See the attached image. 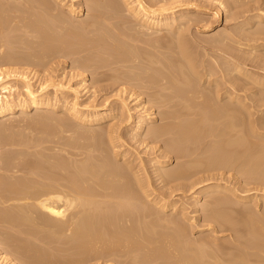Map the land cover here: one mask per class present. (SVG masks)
Masks as SVG:
<instances>
[{
    "label": "bare ground",
    "instance_id": "1",
    "mask_svg": "<svg viewBox=\"0 0 264 264\" xmlns=\"http://www.w3.org/2000/svg\"><path fill=\"white\" fill-rule=\"evenodd\" d=\"M2 1H4L3 3L6 2L5 4L0 2V52L2 51L3 53L4 50L8 49H3L6 48L5 41L7 40H4V38L6 39L5 35H8L7 33L10 32V29L8 30L9 26L8 28L4 26L6 22L2 19V16L6 19L4 15L6 11L3 10L6 8H4V6H7L6 10L9 15L15 12V9L17 12H21L22 6H20V4L16 5L17 3L14 4V0ZM49 1L40 0L36 2L35 5L37 6H34L36 8L35 10L41 11L40 13L36 12L40 15L42 21L38 20L39 17L36 21L38 20L42 22V24L45 22L48 24L52 23L49 25L47 24L50 30L45 25L43 26V31L46 30L45 28L48 30L46 33L43 32V34H46L47 37L50 34L48 39L53 38L52 40L55 42L54 46H52V48H48L50 46L46 47L45 45L48 43L45 40L44 42L46 44L43 45L41 43L42 46L51 49V51L53 50L59 57L63 56L64 59L65 57L71 58V62L75 65V68L73 67V73H75L74 70L77 69V71L81 70V73L91 72L100 75V73L102 74L110 70L111 72L113 71V73H117L114 77L117 82L111 79L113 83L115 82V86L117 83L118 85L120 83L121 85H128L129 87H138L142 85L141 83H145L144 86L147 88L143 85L142 88L144 90L146 89V91L150 88L152 93L154 92L153 89H156L157 93L156 91L154 93H156L157 96L154 97L156 99H153L154 95L148 91L146 92V97L150 93V96H148L152 98H148V101H142V94L144 95L145 92L143 89V93L141 91L137 92L138 89L140 90L141 88H136V96L135 94L131 95V91H127L130 93L125 97V87L128 86L123 88L119 85L120 89L122 88V92L118 91L120 94L122 93L121 95L119 94L123 103L122 107L118 108L117 112H108L110 104L106 101L102 107L90 105V102H88L89 100L87 101L86 99V101L82 100V102H80L83 92H85L84 95L87 92L90 93L89 90H91V86L89 85L93 86L92 79V83L88 82L91 83L88 85L90 89L83 88L81 91L78 87L83 82L81 84L77 83L79 86H77V84H75L76 86H68V80L66 82L61 79L58 80L59 78L54 80L51 76L46 77V74L39 80L40 84H36L38 88H35L33 77H30V74L28 75L30 72L12 71L9 68L7 70L0 69V119L8 118L12 114L18 112L25 114L28 110H39L41 108H45L46 111L49 112L51 110H63L68 116V118H64L65 115L63 114L62 116L64 117L62 118V111L59 116L61 118L57 119L56 117L55 119V121L58 120L57 122L53 120L55 117L51 119L53 116L51 114L50 117L46 118L48 121L51 119L55 122L54 125L53 122L51 123L49 121L51 124H48V126H51L49 127L51 128L50 131L55 128L57 130L58 127L61 136L58 135L60 132L56 130H53L51 134L59 132L58 134L55 133L57 135L53 136L48 134L47 136V133H50L49 128L46 126L48 128L46 129L48 132H46L45 127L42 126V129L44 128L43 131L45 130L44 132H46V136L49 137L50 135L52 138L49 137L51 140L46 141L48 142L47 145L50 143L54 144L53 147L45 145V149L53 154L50 153L45 155L43 152L46 150L42 148L41 149L44 150L42 151L43 154L40 153L41 150L38 151L39 154H42V156L44 155L42 160H38L35 157L36 155L34 156V154H32V152L35 153L34 151L30 152L33 147L29 142H26L27 140L34 141L31 140L28 135L26 136L30 139L25 141L22 140L24 143H22L21 138L20 140L17 139L19 142L12 141L13 137L11 141L7 139V141H9L8 147L23 146L27 149L14 150L8 148L11 149L8 150L10 152L8 153V157L10 158L7 157L5 162H2L3 160L1 161L3 166L0 163V173L3 171V174L0 175V222H5L6 225H9L5 226L9 231L0 229V235H7L13 238L11 241H5L4 243L2 239L0 240V244L5 246L0 247V264H92L96 259L97 261L101 259L104 260V262H106L105 264H264V213L260 214L259 212H254L253 208L250 209L247 207L246 209H238L236 207L239 203L237 200L238 198L241 201H245L250 197L236 195V192L233 191L232 188L229 189V187L222 184H209L205 187L203 186L199 188L200 190H195V197L193 196L194 214L199 213L198 211H201V208L204 209L205 212H203L205 214L203 218L208 221V224L212 222L211 224H214L213 226L216 225L211 230L213 234L223 230H229L235 234L232 237L237 238L235 240L237 244L230 240V242L222 240V242L224 241L222 247L227 246V242V244H229L228 248H232L234 244V248L236 249L230 248V250L233 252L235 250V254L230 250L232 255L230 252H226L228 248H221L219 244L220 241L218 243L219 239L212 233V235L209 234L210 236L208 235L209 237L205 239L197 241L198 238L195 237L196 241L192 240V237L188 235L191 229L188 231L187 228L189 227H187V224L185 225L187 220L183 222V220H185L186 213H184V211L186 207L182 208V214H180L181 216L179 218L177 217L179 215L175 218L172 216L170 220L173 225L169 223L170 220H166L170 227L171 225L173 226V229L169 230V226L160 221V218L157 217L159 213L157 214L155 212L157 215L153 214L154 212H152V209L158 205L161 211H165L166 208L172 206V210L176 212L178 203L174 202L170 205L167 203L165 195L163 198L159 199L153 197L152 193H149L150 189L148 188L150 186L147 184L149 186L147 187L142 177H140V172L137 169L138 166L136 167L134 165L135 163L131 162L132 159L130 161L128 160L130 155L128 156L126 151L120 153L115 150L118 149L117 147L119 146L116 145V138H114L116 136L115 128L117 127V121H115L116 123L113 121V123H111L113 114L115 115L117 113L121 117L123 113H126L129 115L132 124H130V131H134V133L132 132V139L138 138L136 142L140 144H145L147 143L146 141L149 140L150 143L148 142L146 147L151 143L161 144L159 148H157L158 150H164L161 154L162 158L158 157L159 159L157 160L152 159L155 160V168L157 169L158 167L156 172L161 174L159 178L162 176L161 179L165 178L166 180L163 179L165 181L175 182V180L181 181L183 178H185V180L187 178L192 179L196 174L199 176L200 173L204 174L207 172V175H202L198 179L196 178L197 180L193 178L195 182H193L192 185L189 184V188H194L195 186L198 187L201 183L205 184V182H209L208 180H213L214 172L211 174V171H226L229 168L234 169V167L240 164L241 167L239 166V170L245 173L243 168L249 164L250 171L254 172H252L253 177L255 176L254 181L258 179V183H264V111L261 112V116L259 115L260 119H256L255 117L252 119V111L249 110L250 104L248 105L245 102L246 97L240 94L246 87L242 88L241 83L240 88H238V85L236 86L238 89L234 87L236 85L235 82L238 80L241 82V80H243L242 77L251 78L253 76V74L249 73V70L245 68L247 63L250 62L253 66L261 68L262 66L260 67L259 65L263 63L262 58L250 59V57L247 56L249 59H246L245 57H241L244 56L246 52L244 55L235 56L237 55L236 53L235 55H231L229 52L234 51H232V49L230 50V48H232L231 45H234L231 43V45H229L230 51H228V54L231 55H229V58L232 62L231 60L227 62L228 65L226 64L227 67L225 68H227V72L229 71L228 75L230 74L232 76L231 82L235 84H231L234 89H231L232 87L228 88L227 85L224 87V84V89L222 90L220 88L222 84L219 85V81L221 80H218L216 77V79L212 78L215 75L218 76V74H215L216 72L212 73L213 70L211 71L209 69L199 70L200 67L204 65L202 62L197 61L196 57L199 56L197 53H195V55L193 52L194 46H192L191 43L193 40H190V42L187 39L190 34H187L188 37L185 35L186 32H189L188 29L191 28L190 23L194 21V12L205 10V8H202L204 5L201 6L203 0L200 4L193 0V2L190 1L182 6H179V4L177 5L175 0H112L113 4L116 2V5H108L110 2L107 4L104 0H78L77 7H75V3L68 5L65 0H55L56 3L62 7V12L60 8L58 9L56 7V9L60 10H57V12L60 13H54L55 7L53 6L54 9H52V6L48 4L50 3L52 5L51 2L53 0ZM217 1L219 2V8L224 5L227 10L228 8L234 10L233 7H238L239 3L242 4L241 7L245 6V3H242L244 0ZM122 2L125 4V7H123L124 4H122ZM245 2L249 1L245 0ZM257 3L255 2V4ZM120 4H122V8ZM30 6L33 7V5ZM10 7L12 8L11 13H9ZM29 7L27 6V8ZM177 8H180V10L177 11ZM219 8L217 9L219 10ZM254 9L255 11L258 9L257 12L262 13L252 14L250 17L245 15L248 12L252 13ZM28 11L29 10H26V12ZM32 12L33 11L30 13L29 11L28 14L30 13L33 16ZM22 13L25 14V10L20 14ZM235 13H237L235 17L233 16L235 19L245 17L244 21L240 23L238 36L242 35L244 32H248V34L244 33L245 36L243 35V38L240 36L246 42L244 46L251 47L250 52L247 51V54L249 52L250 54L248 55L250 56L252 54L254 55V53L263 55L264 53L260 52L264 51L262 50V48H264V2L253 5L252 7L246 6L243 11L239 13L235 11ZM11 16L14 18L15 14ZM36 16L34 18H36ZM16 19H19L18 22L21 23L20 18ZM8 22L7 19V24H10V22ZM252 24H263L261 25L263 28L258 26V30L253 33L252 31H248ZM54 29L56 35L52 33L54 37H51L52 35L49 31L51 32ZM9 36L10 35H8V37ZM225 36L228 37L227 35ZM220 37H222L221 34L219 38ZM226 37L224 40L228 39H226ZM234 37L233 35L231 36V38ZM219 38L217 39L220 40ZM239 38L238 40L242 41ZM52 40L49 41V43L53 42ZM14 41L11 42L13 43ZM17 41L19 44L18 39ZM220 42L218 41L217 44ZM223 43L222 41V44ZM239 43L242 44L243 42H238V44ZM10 45L14 44L10 43ZM222 47L224 46L222 45ZM222 47L221 49L224 52ZM227 47H225V50H228ZM195 48L196 47H194V49ZM221 49H219V51ZM237 49L236 51L238 52ZM7 53L9 57L7 55L5 59H0V67L2 65L17 66V64L20 65L21 63L26 64L28 61V63H30L33 58L29 60L26 56L24 60L23 57H21L22 55L20 56L21 58L18 57L21 53L19 55L16 53L17 55L15 54V57L14 55L11 56V52L7 51ZM102 53L103 56L101 55L102 58H99L100 61L97 57ZM168 53H170V55L173 53V58L168 57ZM243 53L244 52H242V54ZM42 54L45 56V53L42 52ZM82 54H84V56H82ZM105 54L109 59L106 58L107 56ZM25 55L26 54H24V56ZM77 55L78 57L80 55L78 59H76ZM199 55L202 56V54ZM2 56L4 55L0 57ZM222 56L223 55H220V57ZM105 58L108 59V61ZM203 58L202 56V59ZM102 59L104 62L107 61V63L104 64ZM220 59L221 58H219V60ZM101 62L103 63L102 65ZM214 63L213 67L215 68ZM211 64L212 63H210V65ZM104 67H108L109 69L100 72V68L106 69ZM206 67L207 66H204V68ZM223 68L224 67L221 69L223 70ZM262 68H264V66ZM134 69L138 70L135 72ZM166 70H168L169 73L166 72ZM110 71L108 73L112 74ZM138 71L143 72V74H141V72L137 74ZM220 72L222 73L221 70ZM227 72H225L226 75ZM14 74H17L15 78L17 81H15L16 83L7 79L8 76ZM85 74L86 73H84L83 76ZM110 74H106L107 77L105 78H108L107 81L110 79L108 75L111 77L114 76ZM225 74L221 79L226 78ZM256 76L258 75L256 74ZM101 77L102 76H100V78ZM76 78L78 77L76 76ZM96 78L99 79V77ZM252 78H254V76ZM136 79H142L141 83H137ZM257 79L254 80V83H256L260 89H264V75L262 79L260 78L262 81ZM20 80L22 81L21 87L18 84ZM95 81H97V84H100L97 79H95ZM227 81V84H230V81ZM86 82L87 79L84 80V83ZM102 82L104 81L101 80V83ZM146 84L149 86H146ZM202 84H206L208 89L206 87L205 89L201 88V86H203ZM243 85L246 84L243 83ZM50 87L54 89L53 92L47 91ZM98 88L99 87L94 88L95 92L92 88L93 92L96 93V89ZM250 89H253V86ZM69 90L74 94L72 99H70ZM98 91L100 90L98 89ZM166 91H168V93ZM255 92L257 93L256 89ZM255 92H253L254 95H256ZM70 95L72 94L70 93ZM134 101H136V105L133 104V107L131 103ZM148 102L157 104L158 107L161 105L159 108L163 106L164 108L166 106H169L170 109L175 108L176 111L172 110L173 112H171L167 107L168 111L166 110L165 112L164 110L163 112H165V114L163 113V116L162 113L159 115L161 116L160 119L163 117L162 120L168 119L171 121L167 123L165 120L166 123L163 122L164 124L161 123L162 125H159L160 123L157 124L156 121L159 117L156 112L152 111L154 109L150 111V108H146V105H149ZM142 111L143 113H140ZM41 115L39 118H43V115ZM128 115L124 117H128ZM69 116L76 121V124L73 122L72 124L71 120L70 122L66 120L71 119ZM117 118L115 119L117 120ZM125 119L127 118H124V120ZM33 123H35V121ZM104 123L107 124V126L105 125V131L102 130L105 134H103L101 130V133L98 131L99 133L96 134L95 127ZM53 126L56 127L52 128ZM87 128L89 131H87ZM44 132L43 134H45ZM143 135H145V137ZM250 135L252 139H250ZM42 136L43 135H41V137ZM47 137H45V139H49ZM37 138L39 139V137ZM217 138L220 139L213 142V140ZM209 139H211L213 145L214 143L216 144L210 152V147L207 145L211 143L210 141L207 143ZM34 140L35 143L38 141L36 138ZM41 140L42 139L36 143L38 144L36 146L39 148L42 145V147H44L46 143H42L43 140L40 142ZM32 142L31 144H33ZM205 143L207 144L203 145ZM202 146H206V148L208 146V150L205 147L204 150H207L211 154L205 151V157L201 156L200 159V156H196L203 154L204 150ZM151 147L153 148V146ZM246 151L250 155L249 159H247L248 156H244L245 159L249 160L248 164H244L245 160L243 161L240 159V156L243 157ZM94 153L96 154L94 155ZM207 154L209 156H207ZM111 155L113 157H111ZM173 155L179 160H186L182 164L179 162L180 165H178L177 168L171 167L170 169L167 167L170 170L166 171L163 169L162 171V168L170 163ZM3 159L5 160V158ZM120 160L124 162L121 163L119 162ZM237 162L240 163L238 164ZM241 162H243L245 166H243ZM139 169H141V167H139ZM248 171L247 169L246 173ZM21 173L24 175H18ZM146 173L148 174L149 172L146 171ZM158 173L157 175H159ZM147 176L144 178L147 179L149 177ZM249 177L253 180L252 176ZM167 185L169 184H166V187ZM182 186L184 188V185ZM170 190V193L174 191ZM203 195L204 197L205 195H207V197L211 196L210 198L206 197L209 200L205 198L207 200L206 202L210 203V205L205 208L203 206L201 207L202 203L200 197ZM230 195L235 197V199H230L232 198ZM258 199L257 196L250 198V200L256 201H252L256 203V205ZM203 205L205 204L203 203ZM175 206L177 207L175 208ZM156 210L158 211V209ZM151 212L153 217L156 216V218L162 222L160 225L158 224V226L163 227L164 224V226H168L169 229L166 228V230L163 227L164 229L161 228V230H158L159 227L156 229V223L152 224L147 221V219L152 218L150 216ZM161 217L164 216L161 215ZM165 217H167V219L169 218L168 216ZM152 219L151 221L153 222L155 219ZM186 223H188V221ZM200 227L201 226H199V228ZM200 231H203V229H200ZM7 251H10L13 255L10 256ZM55 252H61L62 254L65 252L68 254L59 256ZM142 253L146 254H143L146 257L141 258V260L140 257L143 256L141 255Z\"/></svg>",
    "mask_w": 264,
    "mask_h": 264
},
{
    "label": "rangeland",
    "instance_id": "2",
    "mask_svg": "<svg viewBox=\"0 0 264 264\" xmlns=\"http://www.w3.org/2000/svg\"><path fill=\"white\" fill-rule=\"evenodd\" d=\"M15 2H14V4H16V5H19L20 4V6H22V9H21V12H24V10H25V14L27 13L28 14V12L30 11V13H31V11H33L32 13H33V16L29 13L28 15L26 14H24V13H22V14H20L21 12L20 11H18L17 12V10L15 9V12H13V13H11L12 12V8H11V10H10V8H9V13H11L10 15L7 13L8 11L6 10L7 9V6L5 7L4 6V8H6V9H3V10H5L6 12H4V15H5V17H6V19L2 16V19L6 22V24H4V26H6L7 28H8V26H9V28H8V30L10 29V32L9 33H7L8 35H10L9 37H8V35H5L6 36V39L4 38V40H7V41H5L6 42V48H3V49H7V50H4V52L2 53V51L0 52L1 53V55H4V56H2V57H0V59H5L6 57L5 56H7L8 55V53H7V51L8 52H11L10 54H11V56H13L14 55V57H15V54L17 53L19 56V58H21V57H23V59L25 60V57L27 56L28 58L27 59H29V60H31L30 58H32V60H33V63H32V60L30 61V63H28V62H26V64H24V63H21L20 65L19 64H17V66L16 65H13V66H8V65H2L1 67H0V69H4V70H7L8 68L9 69H11L12 71H21V72H24V71H28V72H30V73H28V75L30 76V77H33V80L35 81L34 83H35V88H38V84H40V79H42V77H44V75H46V77H50L51 76V78H53L54 80L55 79H57V78H59L58 80H62V81H67V84H68V86H76L75 84H81L82 82L84 83V80L85 79H87V82L86 83H82L80 86L77 84V86H79L78 88L82 91L83 90V88H89V86H91L90 88H91V90H89V92L90 93H86L85 95H84V93L85 92H83L82 93V99H80V102H82V100H84V101H88V102H90V105H93V106H99V107H102V105L105 103V101L106 102H108L109 104H110V107H109V109H108V112H117V110H118V108H121L122 107V100H121V98H120V95L122 94H120L119 92L121 91V89H120V86L121 87H125V86H128V85H121L120 83H119V85H118V83L116 84V86L114 85V83L115 82H117L115 79H114V77L116 76V74L117 73H113V71L111 72L110 70H108L109 68L107 67H104V68H106V69H102V68H100L99 70H100V72H103V70H108V71H106V72H103V73H106V74H110V73H108L109 71L112 73V74H110V75H114L113 77H111V76H109L108 75V77L110 78L109 79V81H107V79L105 78V77H107L106 76V74H101L100 73V75H98V74H93V73H91V72H84V73H86L84 76H83V74L84 73H81L80 71L81 70H78L77 71V69L76 70H74V72L75 73H73V69L75 68L74 66V64H73V62H71L72 61V59L71 58H67V57H65V59H64V57L63 56H60L59 57V55H57L53 50L51 51V49H47L46 47H48V46H50V47H48V48H52V46H54V41L52 40L53 38H49L48 39V37L50 36V34L49 33H51V37H54V35L53 34H55L54 32H55V29L53 30V31H49V35H48V37L46 36V34H43V32L44 33H46V31H48L47 30V28L50 30V27H48V25L49 24H52V23H46L45 21H43V22H45L44 24H42V22H40V21H38V20H41L40 19V15L38 14V13H40L39 12V10H35L36 8L34 7V6H37V5H35L36 4V2H39L40 0H14ZM43 1H45V0H43ZM49 1V0H48ZM50 1H52V0H50ZM49 1V2H50ZM111 1L112 0H107V2H106V0H104V2L105 3H107L108 4V2H110V4H108V5H116V2H114V4H113V1H112V3H111ZM121 1V0H120ZM169 1V0H168ZM193 2V0H175V2L177 3V5L179 4V6H182V5H184L185 3H189V2ZM202 0H200V1H196V0H194V2H198L199 4H200V2H201ZM220 1V0H219ZM247 1V0H246ZM249 2H245V0L244 1H242V3L244 2L245 3V6H243V7H241V5L242 4H240L239 3V5H238V7H233V9L234 10H232V9H230V8H228V10H227V8H225L224 7V5L221 7V8H219V2L216 0V1H213V0H203L202 2L204 3H202L201 4V6L202 5H204V6H202V8H205V10L203 9L202 11H200V12H194V16H193V19H194V21H192L191 23H190V25H191V28L190 29H188V31L189 32H186L185 33V35H186V37H188V35L190 34V39H189V37L187 38L189 41L190 40H193V42H194V44H193V42H191L192 43V46H194V47H196L195 49H196V51H195V49H194V47H193V52H194V54L195 53H197V55L199 56V57H196L195 55V57L197 58V61L198 62H202V64L204 65V66H207L206 68H204V66H202V67H200V69L199 70H202V69H204V70H206V69H209V70H213V72L212 73H215V74H218V76L217 75H213L214 77H212V78H214V79H218V80H221V81H219V85H221L220 86V88L223 90L224 88H223V85H224V87L227 85V87L228 88H231L232 86H231V84L232 83H234V82H231L232 80V76L229 74L228 75V73H229V71L227 72V68H225V67H227V65H228V63L227 62H230V58H229V55L231 54H234L235 55V53L237 54V55H235V56H239V55H244L245 54V52H246V56L244 55V56H241V57H245L246 59L248 58V57H250V59H255V58H262V62L264 63V54L262 55V54H259V53H257V54H255L254 53V55H256V56H258V57H256V56H254L253 54L250 56V55H248V54H250L249 52H250V49H251V47H247V46H244L245 44L244 43H246L242 38H243V35L245 36V34H248V32L246 33V32H244L243 33V31H242V33H240V34H242V35H240V36H238L239 35V30H240V23L242 22V21H244V19H245V17H243V18H234L235 16H236V14L237 13H235V11L236 12H240V11H243V9H244V7H246V6H253V5H257V4H259V3H262V2H264V0H248ZM0 2L2 3V4H5V3H3L4 1H2V0H0ZM65 2H67L68 3V5H70V4H74L75 3V7H77V3H78V0H65ZM182 2H184V3H182ZM207 2H209V3H207ZM255 2L257 3V4H255ZM1 3H0V6H1ZM48 3V2H47ZM52 5L50 4V3H48L50 6H52L51 8L52 9H54V7H55V11H54V13H60V12H57V10L60 8V10L62 9V7L60 6V5H58L57 3H56V1L55 0H53L52 2ZM104 3V4H105ZM117 3H121V2H117ZM218 3V4H217ZM53 4H55V5H53ZM122 4H124L123 2H122ZM122 4H120V6L122 5ZM216 4V5H215ZM30 5H33V7H31ZM117 5H119V4H117ZM27 6L29 7V8H27ZM54 6V7H53ZM207 6V7H206ZM226 6V5H225ZM23 7H24V9H23ZM56 7L58 8V9H56ZM74 7V8H75ZM123 7H125V4L123 5ZM64 8H66V7H64ZM121 8H122V6H121ZM217 8H219V10L217 9ZM236 8V9H235ZM225 9V10H224ZM229 9H230V11H229ZM26 10H29L28 12H26ZM60 10H58V11H60ZM180 10V8H177V11H179ZM233 12H232V11ZM38 13H37V12ZM258 11V9H256V11H255V9L252 11V13H250V12H248V13H246L245 15H247V16H252V14L253 15H255L256 13L257 14H260V13H262V12H257ZM20 12V13H19ZM61 12H62V10H61ZM219 12V13H218ZM19 15H18V14ZM192 13H193V11H192ZM235 13V14H234ZM15 14V17L14 18H12V16L11 15H14ZM18 16H17V15ZM87 14V13H86ZM8 15V16H7ZM23 17H21V16ZM36 15H39V16H36V18H34ZM200 15V16H199ZM17 16V17H16ZM234 16V17H233ZM39 17V18H38ZM10 18H12V19H10ZM16 18H20V21H21V23H19L18 22V20L19 19H16ZM25 18V19H24ZM38 18V20L36 21V19ZM7 19H8V21L10 22V24H12V22H13V24L12 25H10V24H7ZM10 19V20H9ZM16 19V20H15ZM23 19V20H22ZM11 20H13V21H11ZM17 23H16V22ZM23 21V22H22ZM42 21V20H41ZM8 22V23H9ZM40 22V23H39ZM18 25V27H17V25ZM48 24V25H47ZM239 24V25H238ZM264 24V23H263ZM263 24H258V25H254V24H252L251 26H250V28L248 29V31H252L253 33H254V31H257L258 30V26L259 27H261V28H263L261 25H263ZM46 26L47 28H45L46 30L45 31H43L44 30V27L43 26ZM11 26V27H10ZM22 26V27H21ZM256 26V27H255ZM190 27V26H189ZM23 28H24V30H23ZM239 28V29H238ZM12 29H14V30H12ZM18 29H20V30H18ZM256 29V30H255ZM260 29V28H259ZM22 30V31H21ZM37 30V31H36ZM39 30V31H38ZM235 30H236V32H235ZM14 31V32H13ZM34 31V32H33ZM34 34H33V33ZM41 32V33H40ZM235 32V33H234ZM238 32V33H237ZM40 33V34H39ZM53 33V34H52ZM225 33V34H224ZM188 34V35H187ZM220 34L222 35V37H220L219 38V36H220ZM223 34H224V36L225 35H227L228 37H226V39L227 40H224L225 39V37L223 36ZM229 34H232L233 35V37L234 38H231V36L232 35H229ZM42 35V36H41ZM56 35V34H55ZM238 36V37H237ZM44 38V39H42V38ZM223 37H224V39H223ZM240 37V38H239ZM263 37V36H262ZM13 39V40H11V39ZM217 38H219L220 40H218ZM230 38V39H229ZM236 38V39H235ZM238 38L240 39V40H242V41H239L238 40ZM17 39L19 40V44L17 43L18 41H17ZM41 39H42V41H41ZM48 39V40H47ZM53 41V42H50L49 43V41H51V40ZM195 39V40H194ZM223 39V40H222ZM235 39V40H234ZM16 42H15V41ZM44 40L49 44H47V45H45L46 43L44 42ZM216 40V41H215ZM224 42L223 44H222V41ZM238 40V41H237ZM11 41H14L13 43L11 42ZM218 41L221 43H219V44H217L218 43ZM226 41H227V44H226ZM235 41H237V42H235ZM5 42H3V43H5ZM44 42V43H43ZM199 42V43H198ZM214 42H216V43H214ZM230 42V43H229ZM238 42H243L242 44H238ZM7 43H9V44H7ZM10 43L11 44H14V45H10ZM41 43L43 44V45H45L46 47H44V46H42L41 45ZM231 43L232 44H234L233 46H234V48H233V46L231 45ZM40 44V45H39ZM2 45V44H1ZM5 45V44H4ZM7 45H9V46H7ZM37 45V46H36ZM195 45H197V46H195ZM222 45L224 46V47H222ZM228 47H227V46ZM229 45H231V47L232 48H230L229 47ZM239 45V46H238ZM18 46V47H17ZM27 46V47H26ZM11 47V48H10ZM21 47H23V48H21ZM29 47V48H28ZM41 47V48H40ZM221 47L224 49V52H223V50L221 49ZM225 47H227V49L228 50H225L226 48ZM236 47V48H235ZM239 47H241V48H239ZM28 48V49H27ZM229 48H230V50L232 49V51L233 52H229L230 54H228V51H230L229 50ZM238 48V49H237ZM35 49V50H34ZM219 49H221L220 51H219ZM236 49L238 50V52L236 51ZM248 49V50H247ZM1 50V49H0ZM19 50V51H18ZM39 50V51H38ZM49 50V51H48ZM241 50H242V52H244L243 54H242V52H241ZM262 50H264V48H262ZM17 51V52H16ZM21 51H23V52H21ZM29 51V52H28ZM221 51H222V53H221ZM227 51V52H226ZM240 51V52H239ZM247 51H249L248 52V54H247ZM6 52V53H5ZM14 52H16V53H14ZM25 52V53H24ZM42 52L43 53H45V56L42 54ZM226 52V53H225ZM30 53V54H29ZM33 53V54H32ZM225 53V54H224ZM260 53H264V51L262 52H260ZM16 54V55H17ZM24 54H26L25 56H24ZM38 54V55H37ZM199 54H202V56L204 57L203 59H202V56H200ZM0 55V56H1ZM22 55V56H21ZM101 55L103 56V53L102 54H100V56L99 57H97L98 59L101 57ZM106 55V54H105ZM104 55V56H105ZM175 55V54H174ZM220 55H223L222 57H220ZM226 55V56H225ZM230 55V56H231ZM21 56V57H20ZM43 56H44V58H43ZM82 56H84V54H82ZM107 56V55H106ZM105 56V57H106ZM225 56V57H224ZM228 56V57H227ZM248 56V57H247ZM254 56V57H253ZM260 56V57H259ZM4 57V58H3ZM8 57H9V55H8ZM61 57H62V59H61ZM79 57H80V55H79ZM78 57V55L76 56V59H78L79 58ZM168 57H170V58H173V53H172V55H170V53H168ZM217 57H219V58H221L220 60H219V58H217ZM252 57V58H251ZM16 58H17V56H16ZM39 58V59H38ZM55 58V59H54ZM58 58V59H57ZM96 58V59H97ZM102 58V57H101ZM106 58H108V56L106 57ZM105 58V59H106ZM35 59V60H34ZM48 59V60H47ZM61 59V60H60ZM71 59V60H70ZM97 59V60H98ZM104 59V60H105ZM109 59V58H108ZM108 59H106L107 61H108ZM223 59H224V62H225V65H224V62H223ZM249 59V58H248ZM36 60H39V61H36ZM100 60V59H99ZM228 60V61H227ZM44 61V62H43ZM101 61V60H100ZM107 61H103V59H102V62L105 64V63H107ZM170 61V60H169ZM168 61V62H169ZM217 61V62H216ZM260 61H261V59H260ZM39 62V63H38ZM62 62V63H61ZM101 62V65L103 64ZM215 62V63H214ZM231 62H232V60H231ZM43 63H45V64H43ZM172 63V62H171ZM207 63H208V65H207ZM210 63H212L211 65H210ZM213 63L215 64L214 66H215V68L213 67ZM223 63V64H222ZM262 63V65L260 64L259 66L261 67H263L264 66V64ZM200 64V63H199ZM202 64H200V65H202ZM227 64V65H226ZM218 65V66H217ZM224 65V66H223ZM252 64L250 63V62H248L247 63V65L245 66V68L247 69V70H249L248 72L249 73H252L253 74V76H254V78H250V77H242L243 78V80H241V82H240V80H238L237 82H235L236 83V85L234 86L235 88H237L236 86L238 85V88H240L241 87V85H240V83L242 84V88L244 87H246L243 91H241V93L240 94H242V96H244V97H246L245 98V102L249 105L250 104V106H249V110H251L250 112L252 113V115L253 116H251L252 117V119H253V117H255L256 119H260V116H261V112L262 111H264V100H262V99H264V89H260L259 88V86L256 84V83H254V80L255 79H257V77H258V79L257 80H259L260 78L262 79V76L264 75V68H258L257 66L255 67V66H251ZM4 66V67H3ZM72 66V67H71ZM74 67V68H73ZM222 67H224L223 68V70L221 69ZM52 68V69H51ZM66 68V69H65ZM220 68V69H219ZM249 68V69H248ZM51 69V70H50ZM71 69V70H70ZM214 69H215V71H214ZM261 69H263V70H261ZM50 70V71H49ZM138 70V69H137ZM136 69H134V71L136 72L137 71ZM140 70V69H139ZM220 70L222 71V73L220 72ZM225 70V71H224ZM228 70H229V68H228ZM36 71V72H35ZM134 71H131V72H134ZM142 71V70H141ZM141 71H138L137 72V74H139ZM169 71H170V69H169ZM218 71V72H217ZM224 71V72H223ZM255 71V72H254ZM35 72V73H34ZM80 73V75H79V73ZM166 72H168V70H166ZM225 72H227V75L225 74ZM69 73V74H68ZM73 75H72V74ZM77 73V74H76ZM121 73V72H120ZM130 73V72H129ZM169 73V72H168ZM168 73H166L167 75H170V74H168ZM20 74V73H19ZM36 74V75H35ZM91 74V75H90ZM133 74V73H132ZM135 74V73H134ZM141 74H143V72H141ZM223 74V75H222ZM224 74L226 75V78L225 79H221V78H223V76H224ZM256 74L258 75V76H256ZM16 75L17 74H14V75H12V76H8L7 77V79L10 81V80H12V81H16ZM21 75V74H20ZM54 75V76H53ZM57 75H59V76H57ZM63 75V76H62ZM70 75H72V76H70ZM88 75V76H87ZM104 75V76H103ZM64 76H66V77H64ZM75 76V77H74ZM76 76L78 77V78H76ZM83 76V77H82ZM100 76H102L101 78H100ZM229 76V77H228ZM64 77V78H63ZM74 77V78H73ZM95 77V78H94ZM96 77H99V79L98 78H96ZM216 77V78H215ZM219 77V78H218ZM231 77V78H230ZM104 78V79H103ZM230 78V79H229ZM64 79V80H63ZM93 81H92V80ZM95 79H97L98 81H99V83L100 84H97V81H95ZM114 79L115 80V82L113 83L112 82V80ZM260 79V80H261ZM7 80V81H8ZM101 80L102 81H104V82H102L101 83ZM106 80V81H105ZM142 80V79H141ZM141 80L140 79H136V82L137 83H141ZM222 80H224V81H222ZM227 80H229L230 82V84H227ZM11 81V82H12ZM81 81V82H80ZM93 82V86L92 85H89V84H91L92 82ZM227 81V82H226ZM244 81V82H243ZM246 81V82H245ZM262 81V80H261ZM13 82V83H14ZM17 82V81H16ZM15 82V83H16ZM69 82V83H68ZM74 82V83H73ZM88 82H91V83H88ZM21 83V84H20ZM88 83V84H87ZM94 83H96L97 84V86H96V84H94ZM234 83V84H235ZM239 83V84H238ZM243 83H245L246 85H243ZM18 84H19V86L21 87L22 86V81L20 80V82H18ZM37 84V85H36ZM111 84H113V85H111ZM143 86L145 85V83H141ZM253 86V89H250V88H252V86ZM84 85H86V86H84ZM89 85V86H88ZM142 85H139L138 87H136V86H131V87H125V92H124V95H125V97L130 93H128L127 91H131V95L132 94H135L136 93V91H137V89L138 88H141L140 90L138 89V91L137 92H142L144 89L142 88L143 86ZM203 85V84H202ZM88 86V87H87ZM111 86H114V87H110ZM146 86H149V85H147L146 84ZM97 88V87H99L98 89L101 91H98V89H96V93H94L95 92V89L94 88ZM100 87H101V89H100ZM108 87V88H107ZM115 87H116V90H115ZM135 87V88H134ZM145 87V86H144ZM205 87L208 89V86L205 84V85H203V86H201V88H203V89H205ZM234 87H232L231 89H234ZM89 88V89H90ZM94 89V92H93V89ZM137 88V89H136ZM145 88H147V87H145ZM237 88V89H238ZM106 89V90H105ZM118 89H120V90H118ZM131 89V90H130ZM143 89V90H142ZM212 89V88H211ZM255 89H256V91H257V93L255 92ZM257 89H259V90H257ZM22 90V89H21ZM20 90V91H21ZM88 90V89H87ZM87 90H85V91H87ZM104 90V91H103ZM108 90V91H107ZM116 92H115V91ZM151 89L149 88V89H147V91H146V89L144 90V95L142 94V98H141V100L143 101V100H147L148 101V98H149V96H150V93L152 94V95H154L153 96V99H156V98H154L155 96H157V91H156V89H153V91L155 92L156 91V93H152V90L150 91ZM47 91L49 92V91H54V89L52 88V87H50V88H48L47 89ZM92 91V92H91ZM119 91V92H118ZM150 92L148 95H147V97H146V92ZM258 91H260L261 92V95H260V92H258ZM98 92V93H97ZM104 92V93H103ZM115 92V93H114ZM122 92V91H121ZM133 92V93H132ZM164 92V91H163ZM167 93H168V91H166ZM165 92V93H166ZM253 92H255L256 93V95H254V93ZM68 93H69V96H70V99H72L73 98V92L72 91H68ZM70 93L72 94V95H70ZM92 93V94H91ZM111 93V94H110ZM113 93V94H112ZM143 93V92H142ZM88 94V95H87ZM120 94V95H119ZM156 94V95H155ZM259 94V95H258ZM97 95V96H96ZM99 95V96H98ZM113 95V96H112ZM151 95V96H152ZM257 95H258V97H257ZM90 96V97H89ZM93 96V97H92ZM117 96V97H116ZM135 96H136V94H135ZM261 96V97H260ZM109 97V98H108ZM255 97H257V98H255ZM93 98V99H92ZM134 98V97H133ZM150 98H152V97H150ZM149 98V99H150ZM158 98V97H157ZM86 99V100H85ZM159 99V98H158ZM163 99V98H162ZM255 99V100H254ZM93 100H94V102H93ZM260 100V101H259ZM83 101V102H84ZM120 101V102H119ZM260 103H259V102ZM101 102V103H100ZM112 104H111V103ZM135 102L136 101H134V102H132L131 103V106L134 104V105H136L135 104ZM263 104H262V103ZM121 103V104H120ZM149 103V102H148ZM118 105V106H117ZM120 105V106H119ZM134 105H133V107H134ZM153 106V107H151V106ZM157 104H153V103H149V105H146V108L147 109H149L150 111H151V109H154V110H152V111H154V112H156V114L158 115V119H157V121H156V123L157 124H159V125H162V124H164L163 122H165L166 123V121H167V123H168V121L170 122L171 120H168V119H165V115H164V119L166 120H162L163 119V117H162V119H160L161 118V116H159V115H161V113H162V116H163V113L165 114V112H166V110L168 111V108H169V106H166L165 108H164V106L162 107V108H159V107H161V105L158 107V105L156 106ZM259 105V106H258ZM261 105H262V107H261ZM92 106V107H93ZM258 106V107H257ZM168 107V108H167ZM254 107V108H253ZM256 107V108H255ZM260 107V108H259ZM167 108V109H166ZM253 108V109H252ZM255 109V110H254ZM259 109V110H258ZM45 110V111H44ZM165 110V112H163ZM172 110H174V111H176L175 110V108L174 109H170L169 108V111H171V112H173ZM256 110H258V111H256ZM63 110H59V111H46V109L45 108H41V109H39V110H35V109H33V110H28L25 114L24 113H20V112H18V113H15V114H12L11 116H9L8 118H5V119H0V163H1V161L2 162H5L6 161V159H7V157L9 156L8 155V153H10L8 150H11V149H14V150H16V149H21V150H24V149H27L26 147L24 148L23 146H16V147H12L11 148V146L10 147H8L9 145H8V142L9 141H11V138L13 137V140L12 141H15V142H19V141H17V139L18 140H20V138H21V141L22 140H27V139H30L31 138V140H33L34 142H32V141H28L27 140V142L26 143H28L29 142V144L30 145H32V149H31V151L30 152H32V151H34L35 153H33L32 152V154H34V156L38 159V160H42L43 159V156H42V154L43 153H45V155H48V154H53L52 152H50L49 153V151H47L45 148H46V146L45 145H47V143L48 142H46L47 140H51L52 138L50 137V135H57L60 131H59V128L57 127V130H56V126H57V124H56V126H53L52 128H55V129H53V130H56V131H59V132H55V133H57V134H51V133H53V130H51L50 131V129L51 128H49V127H51V126H48V124H50L49 123V121L52 123L53 122V120L55 121V119H56V117H57V119L58 118H61V117H59L60 116V114H61V112H62ZM143 111H145V110H143ZM143 111L142 112H140V113H143ZM42 113V115H41V113ZM65 111H63L62 112V114H61V116L64 114L65 115V117L64 116H62V118L64 117V118H68V116L66 115V113H64ZM159 112H160V114H159ZM258 112V113H257ZM47 113H48V116H47ZM254 113V114H253ZM260 113V114H259ZM21 114V115H20ZM53 115L52 117H51V119L52 118H54L53 120H51L50 118V120L48 121L46 118H48V117H50L51 115ZM124 114V115H123ZM122 114V116L120 117V115L119 114H113V118L111 119V123H116L115 121H117V127L115 128V131H116V136L114 137V138H116L115 139V141H116V145L118 146L117 148L118 149H115L117 152H124V151H126V153H127V155L130 157L128 160L130 161L131 159V162L133 163H135L134 165L137 167V169L139 170V172H140V177H142V179L144 180V182H145V184L147 185V187H149L148 189H150V191H149V193H152L153 195V197H156V198H163L164 197V195H165V199H166V201H167V203H169L170 205H172V203H174V202H177L178 203V207L177 206H175V208H176V212H174L173 210H172V206L171 207H169V208H166V210L165 211H161V209L158 207V205L156 206L155 204H153L154 206H156L155 208H153V209H158V211L156 210H153L152 209V212H154L153 214H158L159 213V216L157 215V217H159L160 218V221H162L163 223H166L168 226H169V224H168V222H166V220L168 221V220H170L171 218H172V216H173V218H175L177 215H179V216H177L178 218L181 216L180 214H182V208L184 207H186L185 208V211H184V213H186V215H187V217H186V215H185V220H183V222L184 221H188V223H186L185 222V225L187 224L188 226L187 227H189V228H187L188 229V231H189V229H191V231H189L190 233H188V235H190L191 237V239L192 240H195L196 238H198L197 239V241L198 240H200V239H205V238H207V237H209L210 235H212L213 233L211 232V230L216 226H213L214 224H211L212 222H210L209 224H208V221H206L203 217H204V209H202L201 208V211L199 210L198 212L199 213H195L194 214V212H195V208L193 207V198L195 197V190H200L199 188H201V187H205L206 185H209V184H222V185H224V186H227V187H229V189H231L232 188V190L233 191H235L236 192V195L238 194L239 196H243V195H245V196H248V197H250V198H253V197H258L259 199L257 200L258 202H257V205H256V203H254V202H256V201H254V200H250V198L248 199V200H245V201H241V200H239V198L237 199L238 200V206H236L238 209L240 208H253V211L254 212H259L260 214H263L264 213V183H258L257 182V180H255L254 181V179H255V176L253 177V174H252V172L250 171V166H248L249 164V160H247V159H249L250 158V155L248 154V152L246 151V154H248V155H246V154H243V157L242 156H240L241 158L240 159H242L243 161L245 160V162H244V164H248L245 168H246V170L248 169L249 171L246 173V170H245V168H243V170L245 171V173L244 172H242V171H240L239 169V166H240V162H237L239 165H237L236 167H234V169H236L237 167V169L236 170H234L233 168L231 169V168H229L228 170H220V171H218V170H215V171H211V174H212V172H214L213 174H214V179L213 180H208L209 182H205V184L204 183H201V184H199V186L198 187H194V188H189L190 187V185H192V183L193 182H195V181H193L194 179L195 180H197L199 177H201L202 175H207L206 173H204V174H202V173H200L199 174V176L196 174V176L194 175L193 177H192V179H189V178H187L186 180H185V178H183V180L181 179V181L179 180H175V182H172V181H165L166 179L165 178H163V179H165V180H163V179H161L162 178V176L159 178V176L161 175V174H159L158 172H156L157 170H158V167H157V165H156V167H157V169L155 168V164L156 163H154V161L155 160H157V159H159V158H162L161 157V154L163 153V149H161V150H158V148H159V146L161 145V144H158V146H157V144L156 143H151L150 145L151 146H153V148L150 146V148H149V146L148 147H146V145L148 144V142L150 143V141L149 140H147L146 142L147 143H145V144H140L139 142H136V141H138V138L137 139H132L133 137V133H134V131H130V129H131V121H130V117H129V115L128 114H126V113H123ZM25 117H24V116ZM42 116L43 118H39V116ZM126 115H128V117H124V116H126ZM260 115V116H259ZM27 116V117H26ZM257 116V117H256ZM70 117V116H69ZM118 117V118H117ZM71 118V117H70ZM115 118H117V120L115 119ZM124 118H127V119H125L124 120ZM24 119V120H23ZM37 119V120H36ZM122 121H121V120ZM27 120V121H26ZM38 120H40V121H38ZM59 120H62V119H59ZM66 120H68L69 122H70V120H71V123L73 122L74 124H76V121L73 119V118H71V119H66ZM120 120V121H119ZM35 121V123H33ZM42 121V122H41ZM58 121V120H57ZM57 121H55V122H57ZM67 121V122H68ZM113 121V122H112ZM30 122H31V124H30ZM40 124H39V123ZM44 122V123H43ZM55 122H53V124L55 123ZM68 122V123H69ZM120 122V123H119ZM28 123V124H27ZM72 123V124H73ZM162 123V124H161ZM34 124V125H33ZM71 124V125H72ZM119 124V125H118ZM131 124V125H130ZM156 124V125H157ZM30 125V126H29ZM33 125V126H32ZM51 125V124H50ZM55 125V124H54ZM107 126V124H102V125H100V126H97V127H95V129H96V134L97 133H99L100 132V130H101V132L103 133V134H105L103 131H105V127ZM158 125V126H159ZM42 126L43 127H45V130L46 129H48L49 128V131H50V133H47V136H48V134H50L49 135V137L51 138H49V137H47L46 136V132H48L47 130H46V132H44L43 131V129H42ZM46 126H48V128L46 127ZM31 127V128H30ZM38 127V128H37ZM101 127V128H100ZM6 130H5V129ZM35 130H34V129ZM85 128V127H84ZM83 128V129H84ZM4 129V130H3ZM33 129V130H32ZM99 129V130H98ZM92 130V129H91ZM103 130V131H102ZM118 130V131H117ZM36 131V132H35ZM41 131V132H40ZM45 133V134H43V132ZM87 131H89L88 130V128H87ZM93 131H94V128H93ZM99 131V132H98ZM130 131V132H129ZM263 131H264V129H263ZM91 132V131H90ZM100 132V133H101ZM118 132V133H117ZM30 134H32V135H30ZM61 134V132L58 134V135H60ZM129 134H131V135H129ZM26 135H28L29 137H27ZM41 135H43L42 137H41ZM65 135V134H64ZM124 135V136H123ZM127 135V136H126ZM39 137V139L37 138V137ZM61 136V135H60ZM120 138H119V137ZM121 136H123V137H121ZM144 137H145V135H143ZM27 137V138H26ZM41 137V138H40ZM45 137H47V138H49V139H45ZM118 137V138H117ZM126 137V138H125ZM132 137V138H131ZM144 137H142V138H144ZM26 138V139H25ZM36 138V140H40V139H42L43 140V142H42V140L40 141V142H42V143H44V142H46L45 144H44V147H37L36 145H38V144H36L38 141H36V143H35V140L34 139ZM263 138H264V136H263ZM7 139L9 140V141H7ZM124 139V140H123ZM127 139V140H126ZM131 139V140H130ZM218 139H220V138H217V139H215V140H213V142H215L216 140H218ZM250 139H252L251 138V135H250ZM126 140V141H125ZM264 140V139H263ZM20 141V142H21ZM129 143H128V142ZM135 141V142H134ZM211 142V139H209L208 141H207V143L208 142ZM3 142V143H2ZM5 142V143H4ZM31 142L33 143V144H31ZM40 142H39V144H40ZM63 142H64V139H63ZM121 142V143H120ZM213 142H211L210 144H212V145H210L209 143L207 144V143H205V144H203V145H209V147H210V150H209V152L211 151V149L213 148V146L214 145H216L215 143H214V145H213ZM22 143H24L23 141H22ZM35 143V144H34ZM41 143V144H42ZM117 143H119V144H117ZM138 143V144H137ZM122 144V145H121ZM131 144V145H130ZM154 144V145H153ZM156 144V145H155ZM8 145V146H7ZM140 145V146H139ZM36 146V147H35ZM47 146H50V147H53L54 146V144H49V145H47ZM155 146H156V148H155ZM212 146V147H211ZM49 147V148H50ZM122 149H121V148ZM135 147V148H134ZM158 147V148H157ZM203 147V146H202ZM205 148H206V146H204ZM204 147H203V150H204ZM208 146H207V150H208V148H209ZM8 148H11V149H8ZM45 149L46 151H47V153H46V151H44V150H42V149ZM127 149V150H126ZM151 149V150H150ZM28 150H30V149H28ZM41 150V152L40 153H42V151H44L42 154H39L38 153V151H40ZM49 150V149H48ZM147 150V151H146ZM207 150H204L203 151V154L202 155H197L196 157H198V156H200V159H201V156H203V157H205L204 156V152L205 151H207ZM50 151H52V150H50ZM112 151V150H111ZM157 151H158V153H157ZM29 152V151H28ZM55 152V151H54ZM208 152V151H207ZM208 152V154H211V153H209ZM129 153V154H128ZM31 154V155H32ZM96 153H94V155H95ZM207 154V156H209ZM155 155H156V157H155ZM205 155H206V152H205ZM246 156H248L247 157V159H245V157ZM111 157H113L112 155H111ZM132 157V158H131ZM159 157V158H158ZM3 158H5V160L3 159ZM8 158H10V157H8ZM155 159V160H153V159ZM175 156L173 155L172 156V160L170 161V163H168L165 167H163L162 168V171H163V169H165L166 171L167 170H170L171 169V167H174V168H177L178 167V165H180V163L179 162H181V164L182 163H184L185 162V160L184 159H182V160H179L178 158H175ZM244 158V159H243ZM136 159H137V161H136ZM152 160H153V162H152ZM241 161V160H240ZM246 161H248V162H246ZM119 162H121V163H123L124 161H122V160H120ZM118 162V163H119ZM117 163V162H116ZM153 163H154V165H153ZM141 166H140V165ZM241 164L243 165V162H241ZM1 165L3 166V163H1ZM1 165H0V168H1ZM4 165H5V163H4ZM146 166V167H145ZM176 166V167H175ZM243 166H245V165H243ZM139 167H141V169H139ZM145 169H144V168ZM167 167H169V168H167ZM241 167V166H240ZM173 168V169H174ZM144 169V170H143ZM148 169V170H147ZM242 170V169H241ZM146 171L147 172H149L148 174L146 173ZM218 171V172H217ZM240 171V172H239ZM3 171H1V173H0V175L1 174H3L2 173ZM145 172V173H144ZM165 172V171H164ZM216 172V173H215ZM157 173L159 174V175H157ZM218 173H219V175H218ZM254 173V172H253ZM143 174V175H142ZM150 174V175H149ZM209 174V173H208ZM217 174V175H216ZM223 174V175H222ZM242 174H243V176H242ZM246 174V175H245ZM249 176H252L253 177V180H251V177H249ZM18 175H21V176H23L24 174L23 173H21V174H18ZM149 177H148V176ZM245 175V176H244ZM20 176V177H21ZM145 176H147L148 178H149V180H148V178L147 179H145L146 177ZM145 177V178H144ZM249 177V178H248ZM194 178V179H193ZM197 178V179H196ZM217 178V179H216ZM161 179V180H160ZM247 179V180H246ZM19 180V179H18ZM17 180V181H18ZM160 180V181H159ZM163 180V181H162ZM225 180V181H224ZM249 180V181H248ZM15 181V180H14ZM165 181V182H164ZM167 182V183H166ZM179 182V183H178ZM260 182V181H259ZM150 183V184H149ZM184 183V184H183ZM166 184H169V185H167V187H166ZM177 184V185H176ZM180 184V185H179ZM190 184V185H189ZM152 185V186H151ZM154 185V186H153ZM179 185V186H178ZM182 185H184V188H183V186ZM163 186V187H162ZM174 186V187H173ZM177 189H176V188ZM154 188V189H153ZM187 188H189V189H187ZM156 189V190H155ZM171 189V190H170ZM193 189V190H192ZM243 189H244V191H243ZM262 189V190H261ZM169 190L170 191H173V192H169ZM169 196H167V195ZM263 195V196H262ZM194 196V197H193ZM231 196V195H230ZM262 196V197H261ZM171 197V198H170ZM207 195H205V197H204V195L203 196H201L200 197V200H201V207L203 206L204 208L205 207H207V206H209L210 205V203H208V202H206L207 200H209V199H207V198H210L211 196H208L207 198ZM232 198H230V199H235V197H233V196H231ZM261 197V198H260ZM144 198V197H143ZM207 200H206V199ZM255 199V198H254ZM261 199V200H260ZM173 200V201H172ZM203 201V202H202ZM235 201V200H234ZM252 201H254V202H252ZM184 202V203H183ZM237 202V201H236ZM250 202H251V206H250ZM203 203L205 204V205H203ZM254 203V204H253ZM240 204V205H239ZM248 204V205H247ZM152 205V206H153ZM255 205H256V207H255ZM153 206V207H154ZM181 206V207H180ZM189 206V207H188ZM242 206H245V207H242ZM188 207V208H187ZM174 208V209H175ZM169 209V210H168ZM248 210V209H247ZM256 210V211H255ZM161 211V212H160ZM204 211V212H203ZM152 212H151V217L153 218V219H155V220H153L152 218H149V219H147V221H149L150 223H152V224H155V226H156V229L159 227V229L158 230H161V228L162 229H166V228H168V226H164V224H163V227L162 226H158V224L160 225V223H162V222H160L159 220H158V218H156V216H154L153 217V215H152ZM156 212V213H155ZM174 212V213H173ZM180 212V213H179ZM202 212V213H201ZM262 212V213H261ZM191 213V214H190ZM169 214V215H168ZM256 214H258V213H256ZM161 215H163L164 217H161ZM200 215V216H199ZM165 216H168L169 218L167 219V217H165ZM196 216V217H195ZM191 219H190V218ZM188 218V219H187ZM194 218V219H193ZM151 219L153 220V222L151 221ZM195 220V221H194ZM203 220H205V221H203ZM159 221V222H158ZM3 223V224H2ZM0 222V229H3V230H7V231H9L8 229H7V227H5V226H9L8 224L6 225L5 224V222ZM169 223H171V220L169 221ZM192 223V224H191ZM172 224V223H171ZM170 224V225H171ZM199 224V225H198ZM208 224V225H207ZM173 225V224H172ZM171 225V227L169 226V230H171V229H173V226ZM203 225V226H202ZM190 226H191V228H190ZM196 228H195V227ZM198 226V227H197ZM199 226H201L200 228H199ZM4 227V228H3ZM195 228V229H194ZM200 229H203V231H200ZM167 230V229H166ZM223 231H225V230H223ZM223 231H220V232H217V233H215V234H213L214 236H217V238L219 239L218 240V243H219V241H220V247L221 248H228V246H229V244H227L226 243V245L227 246H224V247H222V244H223V242H222V240H225V241H231V242H234L235 244H237L236 243V237H232V236H234L235 234L234 233H232V232H230L229 230H226L225 232H223ZM205 233V234H204ZM212 233V234H211ZM220 233V234H219ZM210 234V235H209ZM205 235V236H204ZM207 235V236H206ZM209 235V236H208ZM21 236V235H20ZM218 236H220V237H218ZM196 237V238H195ZM204 237V238H203ZM231 237H232V239H231ZM4 238V239H3ZM233 238H234V241H233ZM2 239V242L4 243L5 241H11L13 238L12 237H10V236H7V235H4V236H2V235H0V240ZM8 239V240H7ZM196 241V240H195ZM229 241V242H230ZM200 242V241H199ZM0 243H1V241H0ZM225 245V244H224ZM5 247L3 244L1 245L0 244V247ZM231 246V245H230ZM224 248V249H225ZM231 248V247H230ZM230 248H228L227 250L228 251H226V252H230L231 250H230ZM234 248V244L232 245V248L231 249H233ZM234 249H236V248H234ZM230 250V251H229ZM233 254H235V250H234V252L233 251H231ZM230 252V253H231ZM7 253L10 255V256H12L13 255V253H11L10 251H7ZM55 253H57L59 256H63V255H67L68 253H65V252H63V254L61 253V252H55ZM146 253V252H145ZM232 253H231V255H232ZM144 253H142L141 255H143ZM57 255V256H58ZM144 255H146V254H144ZM141 256L140 257V259L141 258H143V257H146V256ZM60 258V257H59ZM99 259V258H98ZM57 260V259H56ZM100 260V259H99ZM102 260V259H101ZM97 261V259H96V261L94 260L93 262H92V264L94 263V264H105L106 262H104V260H102V261ZM142 260V259H141ZM102 262V263H101ZM162 262H163V260H162ZM159 263H160V261H159ZM91 264V263H90ZM161 264V263H160Z\"/></svg>",
    "mask_w": 264,
    "mask_h": 264
}]
</instances>
